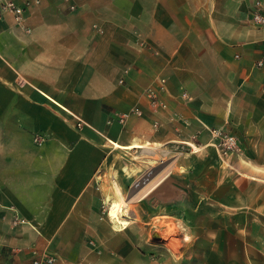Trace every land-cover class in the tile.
<instances>
[{"label": "crops", "instance_id": "1", "mask_svg": "<svg viewBox=\"0 0 264 264\" xmlns=\"http://www.w3.org/2000/svg\"><path fill=\"white\" fill-rule=\"evenodd\" d=\"M12 1L31 3L30 31L0 19V264H31V249L56 254L54 264H89L95 179L119 151L209 142V129L223 128L264 159V68L254 65L264 29L249 23L258 0H70L74 10ZM135 108L141 115L124 126L107 125ZM70 113L89 127L77 129ZM258 190L223 201L240 218L238 243L210 247L207 264H264ZM162 192L177 194L168 184ZM15 214L27 223L12 226Z\"/></svg>", "mask_w": 264, "mask_h": 264}, {"label": "rangeland", "instance_id": "2", "mask_svg": "<svg viewBox=\"0 0 264 264\" xmlns=\"http://www.w3.org/2000/svg\"><path fill=\"white\" fill-rule=\"evenodd\" d=\"M232 134L239 150L226 156L219 153L217 142L196 139L155 150L127 151L126 155L119 151L118 163L103 178L102 200L94 212V235L82 240L87 250L83 263L207 264L210 247L225 240L237 246L240 218L222 203L231 196L240 199L242 192L249 196L256 189L264 192V173L257 169L264 166V159L252 157L256 144H247L239 134ZM170 166L169 175L145 198L123 208L124 216L117 214L116 208L110 210V199H120L117 187L125 199L140 195ZM167 184L173 185L177 194L162 192ZM245 184L247 189L236 191ZM129 215L134 218L122 229L118 217L122 220ZM91 242L100 253L93 251Z\"/></svg>", "mask_w": 264, "mask_h": 264}, {"label": "built area", "instance_id": "3", "mask_svg": "<svg viewBox=\"0 0 264 264\" xmlns=\"http://www.w3.org/2000/svg\"><path fill=\"white\" fill-rule=\"evenodd\" d=\"M69 4V9L74 10L76 8L75 5L71 4L70 0H64ZM38 3V2H37ZM31 7V3L27 2L24 5H18L12 0H0V19H3L6 15H10L21 29H24L26 31H30L29 28L25 26L26 21V12ZM249 23L256 28L264 29V0H258L254 6L252 7L250 14H249ZM255 68H264V53L262 56L255 62ZM147 96L151 101L152 105L158 104V96L156 95L155 91L153 89L147 90ZM71 117L75 120L74 124L77 129H82L84 127H89V125L80 117L70 113ZM141 111L140 109H131L128 112L122 113L117 115L114 118H110L107 121V125L111 126L113 123H118L119 125L124 126L130 117L132 116H140ZM212 141L217 142L216 146L218 148L219 153H221V156H226L229 154H234L239 149L237 147V138L227 132L223 128H211L209 129ZM35 141L42 143L45 140L48 139L47 135H36ZM161 163H164L162 160ZM105 172H100L96 179L95 184L98 187H101L103 183V178L105 177ZM99 190H101L99 188ZM103 211L104 213H107V208L105 207V202L103 201ZM27 222L20 218L18 214H15L11 224L12 226H19V225H25ZM93 245V251H96L97 253H100L101 251L98 249V246L94 244V242H91ZM31 264H54L57 260V255L45 251V250H39V249H31Z\"/></svg>", "mask_w": 264, "mask_h": 264}, {"label": "bare ground", "instance_id": "4", "mask_svg": "<svg viewBox=\"0 0 264 264\" xmlns=\"http://www.w3.org/2000/svg\"><path fill=\"white\" fill-rule=\"evenodd\" d=\"M172 168L171 166L168 167L165 171L164 174H162L149 188H147L145 191H143L140 195L137 196H133L131 198L125 199L121 193L120 188H117V194L119 195L120 199L117 198H111V202H110V210L113 211L115 208L117 209V214L118 213H122L123 212V208L129 206V203L135 201V200H139V199H143L147 196V194L154 189L158 184H160L162 182V180L169 175V173L171 172ZM120 200V201H119ZM121 202V203H120ZM110 212V211H109ZM122 216H124V213H122ZM120 217H118L117 222L122 226V229L126 228L129 224L130 221L134 218L133 216L129 215L127 216L125 219H119Z\"/></svg>", "mask_w": 264, "mask_h": 264}]
</instances>
